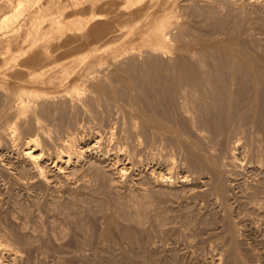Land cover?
<instances>
[{
  "label": "rangeland",
  "instance_id": "1",
  "mask_svg": "<svg viewBox=\"0 0 264 264\" xmlns=\"http://www.w3.org/2000/svg\"><path fill=\"white\" fill-rule=\"evenodd\" d=\"M19 1L0 0V19ZM136 1L30 0L12 28L0 31V65L8 66L11 54L26 55L7 69L25 79L0 75L3 85L15 91L45 88L27 80L28 74L54 60L66 63L61 72L69 75L63 84L62 74L49 72L53 82L45 85L53 97L38 106L48 107L41 122L49 131L40 136V147L48 154L49 181L35 177L23 158L28 139L36 136L31 115L21 118L12 110L7 116L5 124L20 127L15 140L9 135L12 125L0 127V235L19 253L13 260L0 250V264H264V0H144L140 7ZM102 11L107 15L94 16ZM172 12L166 36L174 39L167 53L152 52L145 43L155 42L159 23ZM56 20L63 30L54 27ZM45 51L52 56L45 58ZM156 67L158 80L164 78L163 91ZM201 69L226 85L232 96L224 92L228 103L243 108L234 104V115L243 111L237 113L241 121L235 115L227 127L233 130L219 132L220 138L192 123L197 113L187 99L191 88L177 73L189 70L201 78ZM105 81L121 96L109 93ZM164 84L170 101L163 97ZM180 87L190 88L189 94ZM134 95L136 106L130 100ZM156 98L161 103L152 107ZM141 101L153 110L144 109ZM207 113L198 117L213 120ZM149 117L157 124H150ZM144 126L149 127L145 133ZM69 140L84 146V157L65 161L62 173L56 154ZM203 152L222 170L223 190L217 191L212 171L196 166Z\"/></svg>",
  "mask_w": 264,
  "mask_h": 264
},
{
  "label": "bare ground",
  "instance_id": "2",
  "mask_svg": "<svg viewBox=\"0 0 264 264\" xmlns=\"http://www.w3.org/2000/svg\"><path fill=\"white\" fill-rule=\"evenodd\" d=\"M142 1H144V0H137L136 2H135V6L136 7H140V6H142ZM108 3V2H107ZM133 5V4H132ZM105 7V6H104ZM107 8V7H106ZM99 9V8H98ZM105 9V8H104ZM96 11V10H95ZM96 12H99V11H96ZM175 14V13H174ZM107 15V11H102L101 13H94V16L96 17H99L100 16V18H101V16L103 17V16H106ZM174 15H173V12L170 14V16H169V18H166V20H163V21H161L160 23H159V25H158V29H157V34H156V40H155V42L153 41V43H145V46H148V47H150L151 48V51L152 52H157V53H165L166 52V47H167V44H169V43H171L170 41H173L172 39H174V38H172L171 39V37L169 38V37H167L168 36V34H169V27H170V23H171V21H172V18H175V17H173ZM146 17V16H145ZM124 18V17H123ZM96 20H99V18H96ZM59 21H61V20H56V22H54V24H55V28H57V29H59V30H63L64 29V25L62 24V23H60ZM15 20L14 19H9L8 21H7V29H10V28H12V26H13V24H15ZM183 25V24H182ZM171 26H173V24L171 25ZM15 27V26H14ZM185 27V26H184ZM52 28V27H51ZM175 28V27H174ZM178 28V27H177ZM50 29V28H49ZM172 29H173V27H172ZM169 30V31H168ZM175 30V29H174ZM168 33V34H167ZM171 33V32H170ZM172 33H174V32H172ZM19 34V33H18ZM43 35H44V33H43ZM167 35V36H166ZM181 35V34H180ZM15 36V35H14ZM59 36V35H58ZM20 37V36H19ZM169 38V39H168ZM9 39V38H8ZM171 39V40H170ZM10 40V39H9ZM8 40V41H9ZM7 41V43H8V46H7V51H8V53L11 51V49H12V45H11V42L9 41L8 42ZM47 42H48V40H47ZM50 43V42H49ZM48 44V43H47ZM167 49H169V45H168V48ZM99 50V48L97 49L96 48V51L95 52H97ZM14 51V50H13ZM132 51V50H131ZM150 51V50H149ZM169 51V50H168ZM56 52V51H55ZM54 52V53H55ZM101 52V51H100ZM132 52H135V51H132ZM11 53H13V52H11ZM17 53V52H16ZM34 53V52H33ZM33 53H32V55H33ZM46 55H45V58L46 57H51L52 56V53L50 52V51H45L44 52ZM43 53V54H44ZM139 53V52H138ZM167 53V52H166ZM5 54V53H4ZM90 52L89 53H87V54H85V56H84V58L83 59H81L80 60V64H82L86 59H87V57H89L90 56ZM100 54V53H99ZM127 54V53H126ZM136 54V53H135ZM135 54H132V55H135ZM202 54V53H201ZM14 54H11L10 56H8L9 57V59H8V61H7V63H8V66L6 65V66H2V65H4V64H2V65H0V75H3V76H6V77H9L10 75H12L11 73H10V75L8 74V68H9V64H11L12 66L13 65H18V62L21 60V59H25V57H26V55H23V54H19V55H14ZM28 55V54H27ZM167 55V54H166ZM5 56V55H4ZM28 56H30V55H28ZM43 56V55H42ZM130 56V55H129ZM139 56V55H138ZM162 56H164V55H162ZM161 57V56H160ZM228 57V56H227ZM29 58V57H28ZM38 58V57H37ZM43 58H44V56H43ZM41 56H40V59L39 60H41V59H43ZM143 58V57H142ZM230 58V57H229ZM6 59V60H7ZM23 59V60H24ZM49 59V58H48ZM54 59H56V57L54 58ZM53 59V60H54ZM154 59H156V58H154ZM31 60H34V59H31ZM37 60V59H36ZM117 60V59H116ZM136 60V59H135ZM135 60H133V62L135 63ZM142 60V59H141ZM26 61H27V59H26ZM28 61H30V59L28 60ZM41 61H43V60H41ZM40 61V62H41ZM48 61V60H47ZM101 61V60H100ZM31 62V61H30ZM34 62H36L35 60H34ZM49 63H44V64H42V65H38L39 67H36L35 69H34V71H32L31 73H29L28 75L30 76V78L31 79H27V80H30V82H32L31 80L33 79V81H36L37 83H39V84H42V87H45V88H40V89H38V88H31V89H28V88H26V87H24V88H22V89H20V90H18V91H15V90H12V89H10L9 87H7V86H5V85H3V83H2V80L0 79V91H2L3 93H4V96H0V127L1 128H3V129H6V128H9V127H11V126H9V125H12V124H5V123H7V122H5L6 121V119H7V116H9L10 114H12V113H14V111H17V113H21L22 115H21V118H23V116H26V115H24V114H26V113H29L30 115H31V125H32V127L33 128H31V129H34V133L36 134V136H34L32 139L30 138V139H28V141H27V146H26V148L23 150V155H24V159H27V162L26 163H28V168H30V169H28L29 171H31L32 173H33V175L35 176V177H39V179H42V180H46V181H49V176L48 175H51L52 174V172L50 173V174H47L48 172L47 171H49L50 170V168H49V170H47L46 171V168H48V166H47V164H46V158H47V156H48V154H47V156H46V154L45 153H47L46 152V149L45 150H43L44 149V146H43V149L40 147V144H43V143H41V138H40V136L42 135V137H46L47 135L46 134H48L47 133V126L45 125V124H43L44 122H41V120H43L42 119V117L43 116H45L46 114H47V112H46V109L48 108H46L45 109V107H43V108H39L38 106L40 105L39 104V102L40 101H43V100H46L47 99V101H48V99H50L51 97H53L51 94H52V92L51 91H49V90H47V87H46V85L45 84H52V79L51 78H53V76L51 77L50 75H52V74H54V73H58V74H62V72H64V70H61L62 68H63V66H65V64L66 63H56V61L54 60V61H48ZM130 62V61H129ZM37 63H39V61L37 62ZM37 63H34V64H37ZM56 63V64H55ZM122 63V62H121ZM227 63V62H226ZM229 63V62H228ZM233 63V62H232ZM101 64V63H100ZM136 64H137V62H136ZM179 64V63H178ZM177 64V65H178ZM25 65V64H24ZM138 65V64H137ZM166 65V64H165ZM182 65V64H181ZM35 66V65H34ZM140 66V65H139ZM143 66V65H142ZM141 66V67H142ZM175 66V65H174ZM30 67V66H29ZM66 68H67V66H65ZM144 67V66H143ZM142 67V68H143ZM164 67V66H163ZM176 67V66H175ZM178 67H180V66H178ZM223 67V66H222ZM22 68V67H21ZM24 68H26L25 66H24ZM117 68V67H116ZM155 68V67H154ZM159 68V67H158ZM161 68V67H160ZM184 68V67H183ZM202 68V67H201ZM13 69V68H12ZM31 69V68H30ZM30 69H27V70H30ZM65 69V68H64ZM130 69V68H129ZM133 69V68H132ZM178 69V68H177ZM176 69V70H177ZM186 69V68H185ZM26 70V69H25ZM56 71V72H54V71ZM157 67H156V69H155V72H157ZM165 70V69H164ZM168 70V69H167ZM184 70V69H183ZM202 70V69H201ZM200 70V71H201ZM221 70V69H220ZM223 70H225L224 72H223V74L226 72V69H222V71ZM231 70V69H230ZM237 70V69H236ZM20 71V70H19ZM31 71V70H30ZM51 71H53V73L51 72ZM62 71V72H61ZM67 71V70H66ZM154 71V70H153ZM204 71V72H203ZM222 71L220 72V73H222ZM232 71V70H231ZM238 71V70H237ZM14 72V71H13ZM22 72V71H21ZM20 72V73H21ZM49 72L51 73L50 75H49ZM73 72V71H72ZM100 72V71H99ZM148 72V71H147ZM174 72V71H173ZM176 72V71H175ZM174 72V73H175ZM182 72V73H181ZM180 73L179 72H177L178 73V77H181L180 79H182V77H183V79H184V81L186 82V84L191 88H189L190 89V94H189V89L188 90H186V89H184L183 87V89L180 87V88H178V89H182L183 90V92L186 90L188 93H185L186 95L187 94H189V98H187L188 100H189V102H190V104H192V106H194L195 107V112L197 113L196 114V116H193L192 117V119H193V122L192 123H196V124H200V126H201V128L200 129H202V125H203V129H204V127H206L205 128V130L207 129V127H208V129H209V131H210V129H212L213 131L212 132H218V135L220 134H222V133H219V132H222V131H227L228 130V132H230V130L232 129V128H230V129H228L227 127H229L230 125V123H231V121H233L234 119H236L234 116L235 115H237V113L239 112L238 110H243V108L241 109V107L239 108L238 107V105H236V103L234 102V104L237 106V108H239L238 110H237V108H236V110L238 111L235 115H234V104H232V103H228L227 101V99L228 98H226L227 97V95L230 93H227L226 91H228L227 89H226V85H225V88H223V86L221 85L220 86V84H218L217 83V81L216 82H214V81H212L210 78H208V74H207V71H206V73H205V70L203 69L202 70V75H201V78H196L193 74H192V72L191 71H189V70H186V71H181ZM209 72V71H208ZM241 72V71H240ZM243 72L244 71H242V74H243ZM160 72L158 71L157 73H155V76L157 77L158 76V74H159ZM217 73V72H216ZM239 73V72H238ZM157 74V75H156ZM162 74V73H161ZM181 74V76H179ZM207 74V75H206ZM210 74V73H209ZM222 74V75H223ZM242 74H241V76H242ZM247 74H249V73H246V74H244V75H247ZM14 75L16 76L17 74L16 73H14ZM14 75H12V76H14ZM19 75V74H18ZM24 75V74H23ZM49 75V76H48ZM57 75V74H56ZM63 75V77H62V83L63 84H67L66 82L67 81H69L68 80V78H69V75H68V72H67V75H66V73H63L62 74ZM98 75V74H97ZM165 75V74H164ZM167 75V74H166ZM227 75V74H226ZM234 75V74H233ZM14 76V77H15ZM145 76V75H144ZM228 76H230V75H228ZM237 76V75H236ZM13 77V78H14ZM17 77L20 79V78H22L21 76H16V79H17ZM61 77H55L54 76V78H61ZM97 77V76H96ZM105 77V76H104ZM104 77H102V78H104ZM243 77V76H242ZM241 77V78H242ZM262 77V76H261ZM145 78V77H144ZM161 78V77H160ZM163 78V77H162ZM161 78V80L160 81H162V83H159L160 81L158 80L159 79V76L157 77V80L159 81L158 82V85L157 86H159V84H161V87L162 88H160V89H162V91L163 90H165V88L163 89V86H162V84L164 83V78L162 79ZM167 78V77H166ZM23 79H25L24 77H23ZM91 79V78H90ZM100 79V78H99ZM226 79V78H225ZM237 79V78H236ZM243 79V78H242ZM245 79V78H244ZM250 79H251V76H250ZM53 80H56V79H53ZM166 80V79H165ZM101 81V80H100ZM167 81V80H166ZM165 81V82H166ZM169 81V80H168ZM167 81V82H168ZM172 81V80H171ZM174 81V80H173ZM237 81V80H236ZM242 81H244V80H242ZM246 81V80H245ZM248 81V80H247ZM246 81V82H247ZM251 81V80H250ZM249 81V82H250ZM29 82V81H28ZM94 82V81H93ZM234 82V81H233ZM245 82V83H246ZM253 82L254 83H258V80H257V78L255 77L254 79H253ZM252 82V83H253ZM115 83V82H114ZM172 83V82H171ZM243 83V82H242ZM254 83H253V85H254ZM263 83V82H262ZM98 84H101V82L100 83H98ZM102 84H103V80H102ZM101 84V85H102ZM112 84V83H111ZM167 84H169V83H167ZM166 84V85H167ZM185 84V83H184ZM228 84V83H227ZM232 84V83H231ZM247 84V83H246ZM250 84H251V82H250ZM118 85V84H117ZM144 85V84H143ZM165 85V84H164ZM166 85H165V87H166ZM228 85H230V83L228 84ZM249 85V84H248ZM262 85V84H261ZM260 85V86H261ZM103 86V85H102ZM168 86V85H167ZM239 86V85H238ZM257 86V85H256ZM104 87L106 88V89H108L109 90V93H111L112 95H114V96H118V94L120 95V92H119V90H117L116 88H113V86H111V85H109V84H106V81H105V83H104ZM160 87V86H159ZM169 87H171L170 85H169ZM179 87V86H178ZM185 87V86H184ZM228 87V86H227ZM255 87V86H254ZM259 87V86H258ZM123 88V87H122ZM175 88V87H174ZM185 88H188V87H185ZM230 88V87H229ZM228 88V89H229ZM232 88V87H231ZM262 88V87H261ZM81 89L82 88H75V92L77 93V94H79L80 92H81ZM94 89V88H93ZM177 89V90H178ZM224 89V90H223ZM225 89H226V91H225ZM170 90V89H169ZM168 90V91H169ZM182 90H181V92H182ZM233 89H231V91H232ZM251 90V89H250ZM258 90V89H257ZM167 87H166V91H164V93H166V97L165 96H163L164 98H168L167 99V101L171 98H169L168 97V94H167ZM175 92L176 90H174L173 88H172V92ZM258 91H260V90H258ZM100 92V91H99ZM108 92V91H107ZM126 92V91H125ZM177 92V91H176ZM227 94H225V93ZM3 93H1V95L3 94ZM158 95H159V93L158 92H156ZM171 92H169V94H170ZM178 93V92H177ZM232 93V92H231ZM90 94V93H89ZM94 94V93H93ZM141 94H143V93H141ZM156 94V95H157ZM183 94V93H182ZM238 94V93H237ZM125 95V94H124ZM171 95V94H170ZM175 95V94H174ZM184 95V94H183ZM186 95H184V96H186ZM230 96H231V94H229ZM239 95V94H238ZM70 96V95H69ZM72 96V95H71ZM74 96H76V95H74ZM73 96V97H74ZM79 96V95H78ZM121 96V95H120ZM123 96V95H122ZM135 96V95H134ZM134 96H131V98H130V100H131V102L133 103V105H135L136 106V104L138 103L137 101H138V98L136 97H134ZM139 97H140V95H138ZM176 96V95H175ZM229 96V97H230ZM242 96V95H241ZM65 97V96H64ZM80 97V96H79ZM87 97V96H86ZM160 97H162L161 96V94H160ZM182 97V96H181ZM233 97H234V94H233ZM238 97V96H237ZM239 97H240V95H239ZM68 98V97H67ZM76 98V97H75ZM81 98H83V97H81ZM141 99H143V97H140ZM139 98V99H140ZM153 98H155L154 96H153ZM152 98V99H153ZM158 98V97H157ZM156 98V99H157ZM164 98H163V100H164ZM174 98V97H173ZM172 98V100L171 101H173L174 99H177V97L176 98H174L173 99ZM231 99H232V96L230 97ZM71 99V98H70ZM128 99V98H127ZM146 99V98H145ZM151 99V100H152ZM155 99V100H156ZM73 100V99H72ZM80 100V99H79ZM150 100V101H151ZM180 100V99H179ZM183 101H188V100H184V98L182 99ZM237 101L235 98L232 100V101ZM69 101V100H68ZM71 101V100H70ZM112 101V100H111ZM147 102H148V99L146 100ZM146 101H144V103H145V105H144V109H146V110H153V109H151L154 105H156V103H157V101H159L158 99L156 100V102H155V104H153L152 105V107L151 108H149V106H148V103L146 104ZM153 101V100H152ZM170 101V100H169ZM244 101V100H243ZM245 101H246V103H247V101H248V99L246 100V98H245ZM79 102V101H78ZM122 102V101H121ZM130 102V103H131ZM160 103H161V101H159ZM174 102H175V100H174ZM242 102V101H241ZM44 103V102H43ZM42 103V104H43ZM56 103V102H55ZM65 103V102H64ZM70 103V102H69ZM88 103V102H87ZM107 103V102H106ZM131 103V104H132ZM136 103V104H135ZM140 103H143L142 101L140 102ZM143 103V104H144ZM153 103V102H152ZM159 103V104H160ZM178 103V100H177V102H176V104ZM186 103V102H185ZM251 103V102H250ZM249 103V104H250ZM127 104H129V103H127ZM150 104V103H149ZM180 104H182V103H180ZM184 104V103H183ZM182 104V105H183ZM240 104H242V103H240ZM255 104V103H254ZM53 105V104H52ZM92 105H93V103H92ZM108 105V104H107ZM113 105V104H112ZM120 105V104H119ZM172 105H174V104H172ZM186 105V104H185ZM243 105H244V103H243ZM251 105H253L252 103H251ZM83 106V105H82ZM85 106V105H84ZM98 106V105H97ZM116 106V105H115ZM140 106V105H139ZM150 106H151V104H150ZM157 106H159L158 104H157ZM161 106V105H160ZM179 106V105H178ZM249 106V105H248ZM255 106V105H254ZM71 107V106H70ZM74 107V106H73ZM114 107V106H113ZM131 107V106H130ZM146 107V108H145ZM182 106H180V108H181ZM244 107V106H243ZM247 107V106H246ZM250 107H252V106H250ZM92 108V107H91ZM134 108V107H133ZM141 108V107H140ZM147 108H149V109H147ZM183 108V110L185 109V107H182ZM248 108V107H247ZM253 108V107H252ZM117 109V108H116ZM156 109V108H155ZM157 109H158V111H159V107H157ZM161 109H164V108H162V107H160V111H162ZM177 109V108H176ZM261 109V108H260ZM12 110H13V112H12ZM106 110V109H105ZM108 110V109H107ZM174 110V109H173ZM183 110H181V111H183ZM255 110V109H254ZM104 111V110H103ZM102 111V112H103ZM155 111V110H154ZM176 111V110H175ZM186 111V110H185ZM184 111V112H185ZM190 111H191V108H190ZM249 111V110H248ZM12 112V113H11ZM101 112V113H102ZM106 112V111H105ZM109 112V111H108ZM107 112V113H108ZM114 112V111H113ZM153 112V111H152ZM151 112V113H152ZM163 112V111H162ZM166 112V111H165ZM164 112V113H165ZM187 112V111H186ZM203 112H208L207 114L209 115V116H211L212 115V117L211 118H213V120L211 119L210 121H212L211 122V126L209 125L210 123V121H208V122H206V121H204L203 119L201 120L200 118H202V117H198L199 116V114H203ZM241 112H243V111H240L239 113L242 115V113ZM123 113V112H122ZM183 113V112H182ZM189 113V112H188ZM252 113V112H251ZM49 114V113H48ZM100 114V113H99ZM113 114V113H112ZM161 112L159 113V115H160V117H161ZM186 115H187V113H185ZM184 114V115H185ZM249 114H250V112H249ZM13 115V114H12ZM15 115V114H14ZM143 115V114H142ZM191 115V114H190ZM244 115V114H243ZM16 116V115H15ZM28 116V115H27ZM26 116V118H28ZM50 116H51V114H50ZM53 116V115H52ZM151 116V115H150ZM238 116V118L237 119H239V115H237ZM236 116V117H237ZM14 117V116H13ZM105 117V116H104ZM111 117V116H110ZM133 117V116H132ZM152 117V116H151ZM151 117H149L148 118V122H150V124L152 123V124H157V121H156V119H154V118H151ZM167 117V116H166ZM172 117V116H171ZM175 117V116H174ZM253 117V116H252ZM12 118V117H11ZM20 118V119H21ZM25 118V117H24ZM179 118V117H178ZM189 118V117H188ZM242 118L244 119V116H242ZM10 119V118H9ZM17 119V118H16ZM52 119H54V118H52ZM117 119V118H116ZM132 119V118H131ZM142 119V118H141ZM180 119V118H179ZM242 119V120H243ZM8 120V119H7ZM14 120V119H13ZM120 120V119H119ZM123 120V119H122ZM127 120V119H126ZM165 120V119H164ZM168 120V119H167ZM172 120H173V118H172ZM17 121V120H16ZM18 121H20V120H18ZM52 121H54V120H52ZM100 121V120H99ZM103 121V120H102ZM115 121H117V120H115ZM142 121V120H141ZM188 121V120H187ZM239 121H241L240 119H239ZM147 122V123H148ZM23 123V122H22ZM21 123V124H22ZM56 123V122H55ZM54 123V124H55ZM116 123V122H115ZM133 123V122H132ZM168 123V122H167ZM172 123V122H171ZM174 123H176V122H174ZM209 123V124H208ZM233 123V122H232ZM236 123V122H235ZM241 123V122H240ZM252 123V122H251ZM16 124V123H15ZM114 124V123H113ZM121 124V123H120ZM145 124H146V122H145ZM190 125H192V124H190ZM7 126H9V127H7ZM139 126V125H138ZM233 126H235V124H233ZM236 126H237V124H236ZM238 126H239V123H238ZM64 127V126H63ZM126 127V126H125ZM124 127V128H125ZM140 127V126H139ZM192 127H194V125H192ZM196 127V126H195ZM20 128V127H19ZM19 128H17V125L16 126H14V125H12V128L10 129V132H9V135H11V137H12V140L14 139L15 140V138H17L16 137V133L19 131ZM29 128V127H28ZM29 128V129H30ZM65 128V127H64ZM102 128V127H101ZM108 128V127H107ZM110 128V127H109ZM129 128V127H128ZM149 128V127H148ZM148 128H147V126H144V127H142V132H147L146 130H148ZM184 128V127H183ZM187 128V127H186ZM185 128V129H186ZM226 128H227V130H226ZM234 128V127H233ZM16 129H18L17 131H16ZM28 129V130H29ZM50 129H51V126H50ZM105 129V128H104ZM112 129H113V127H112ZM163 129V128H162ZM202 129V130H203ZM248 129V128H247ZM101 131H102V129H100ZM121 130V129H120ZM233 130V129H232ZM7 131V133H8V131H9V129L8 130H6ZM5 131V132H6ZM31 131V130H30ZM49 131V130H48ZM185 131V130H184ZM207 131V130H206ZM211 132V131H210ZM228 132H225V133H227L226 135H228ZM121 133H123L122 131H121ZM149 133V132H148ZM147 133V134H148ZM151 133V132H150ZM155 133V132H154ZM162 133V132H161ZM181 133V132H180ZM188 133V132H187ZM185 134V133H184ZM261 134V133H260ZM24 135V134H23ZM34 135V134H33ZM117 135V134H116ZM201 135V134H200ZM213 135H215L217 138H220V135L219 136H217L215 133H213ZM248 135V134H247ZM52 136V135H51ZM55 136V135H54ZM66 136V135H65ZM154 136V135H153ZM185 136V135H184ZM224 136V135H223ZM229 136V135H228ZM26 137V136H25ZM156 137V136H155ZM76 138V137H75ZM7 139V138H6ZM10 139V138H9ZM21 139V138H20ZM148 139V138H147ZM4 140V139H3ZM23 140V139H22ZM25 140V139H24ZM47 140V139H46ZM83 141V140H82ZM112 141V140H111ZM125 141V140H124ZM216 141V140H215ZM23 142H25V141H23ZM53 142V141H52ZM188 142V141H187ZM204 142V141H203ZM83 143H84V141H83ZM142 143V142H141ZM150 143V142H149ZM166 143V142H165ZM183 143V142H182ZM206 143V142H205ZM211 143V142H210ZM213 143H215V142H213ZM23 144H25V143H23ZM48 144V143H47ZM52 144V143H51ZM78 144V143H77ZM76 143H75V141H73V140H69V142L65 145L66 147L64 148V150H60L59 152H57V160H59L58 162L59 163H57L58 164V166H56L58 169H59V172H62V169H64V167L65 168H67L64 164H66L68 161L70 162V161H72L73 159H75V161L77 160V159H81L82 157H84V156H82L81 157V155H83V153H84V151L83 150H81V149H83L84 148V146H83V148H77L76 147V145H77ZM81 144V143H80ZM222 144V143H221ZM50 145V144H49ZM94 145V144H93ZM92 145V146H93ZM154 145V144H153ZM252 145V144H251ZM19 146V145H18ZM22 146V145H21ZM52 146V145H51ZM50 146V147H51ZM80 146V145H79ZM100 146V145H99ZM209 146V145H208ZM217 146V145H216ZM49 147V146H48ZM53 147V146H52ZM86 147H87V145H86ZM124 147V146H123ZM195 147V146H194ZM88 148V147H87ZM96 148V147H95ZM222 148V147H221ZM52 149V148H51ZM124 149V148H123ZM211 149V148H210ZM232 149V148H231ZM250 149H251V147H250ZM18 150V149H17ZM248 150V149H247ZM45 151V152H44ZM156 151V150H155ZM234 151V150H233ZM192 152V151H191ZM206 152V151H205ZM101 153V152H100ZM192 153H194V152H192ZM217 154V153H216ZM85 155V154H84ZM233 155H234V153H233ZM199 156V155H198ZM217 156V155H216ZM260 156V155H259ZM81 157V158H80ZM117 157V156H116ZM233 157V156H232ZM90 158V157H89ZM222 158V157H221ZM234 158H236L235 157V155H234ZM190 159V158H189ZM218 159V158H217ZM220 159V158H219ZM68 160V161H67ZM237 160H239V159H237ZM65 161H67V162H65ZM191 161V160H190ZM196 161V166H198L199 168H201L202 170L204 169H208V170H210V171H212L213 172V175H214V177H216L217 178V180L219 181V188L217 187V191H218V189L219 190H223V182H221L222 181V170L218 167V165L216 164V162H215V160H214V158H212V156H210V155H207V154H204V152L202 153V155H200V157H199V160L197 159V160H195ZM219 162V161H218ZM240 162H241V160H240ZM134 163V162H133ZM46 164V165H45ZM69 164V163H68ZM67 164V165H68ZM244 164V163H243ZM27 165V164H26ZM60 165V166H59ZM190 165V164H189ZM239 165V164H238ZM64 166V167H63ZM132 166V165H131ZM50 167V166H49ZM124 167V166H123ZM239 167V166H238ZM77 168V167H76ZM80 168V167H79ZM120 168V167H119ZM122 169V168H121ZM71 170V169H70ZM123 170V169H122ZM122 170H119V171H122ZM207 170V171H208ZM11 171V170H10ZM57 171L58 170H56V173H57ZM65 171V170H64ZM80 171V170H79ZM84 171V170H83ZM26 172V171H25ZM30 172V173H31ZM71 172V171H70ZM124 172V171H123ZM201 172V171H200ZM4 173V172H3ZM12 173V172H11ZM21 173V172H20ZM53 173H54V171H53ZM63 173V172H62ZM55 174V173H54ZM65 174V173H64ZM93 174V173H92ZM119 175L121 174V173H118ZM170 174V173H169ZM11 175V174H10ZM68 175V174H67ZM13 176V175H12ZM31 176V175H30ZM53 176V175H52ZM55 176V175H54ZM85 176V175H84ZM88 176V175H87ZM169 176V175H168ZM167 176V177H168ZM172 176V175H171ZM57 177H58V174H57ZM56 177V178H57ZM64 177H65V175H64ZM63 177V178H64ZM94 177V176H93ZM97 177V176H96ZM95 177V178H96ZM102 177V176H101ZM119 177V176H118ZM124 177V176H123ZM139 177V176H138ZM141 177V176H140ZM205 177V176H204ZM16 178V177H15ZM55 178V179H56ZM59 179H62V177L61 176H59L58 177ZM67 178V177H66ZM165 178V177H164ZM24 179V178H23ZM36 179V178H35ZM48 179V180H47ZM98 179V178H97ZM155 180V179H154ZM160 180V179H159ZM216 180V181H217ZM45 181V182H46ZM217 181V182H218ZM37 183V182H36ZM161 183V182H160ZM162 184V183H161ZM223 184V185H222ZM126 188V187H125ZM143 188V187H142ZM89 189V188H88ZM215 190V189H214ZM225 190V189H224ZM221 193V192H220ZM140 194V193H139ZM147 194V193H146ZM222 194H224V193H222ZM227 194V193H226ZM222 196H224V195H222ZM134 199V198H133ZM146 199V198H145ZM1 202V201H0ZM136 203V202H135ZM140 203V202H139ZM141 204V203H140ZM144 204V203H143ZM138 205V204H137ZM146 205V204H145ZM135 206V205H134ZM143 206V205H142ZM144 207V206H143ZM144 211H145V209H144ZM134 212V211H133ZM147 213V212H146ZM141 214V213H140ZM139 213H138V217L136 218L137 219V221H139L140 223L143 221V217H142V215H140ZM8 238V237H7ZM6 241L7 240H5V238L3 237V235H0V250L1 251H3L4 253H7L8 254V256L9 257H11L13 260L15 259H17L18 257H19V253L18 252H16L14 249H12L9 245H7V243H6ZM15 248V247H14ZM231 250V249H230ZM229 251V250H228ZM232 252H233V249H232ZM5 255V254H4ZM231 258V257H230ZM11 259V260H12ZM223 260V259H222ZM108 261V260H107ZM126 261V260H125ZM1 262V261H0ZM155 262V261H154ZM129 263V262H128ZM127 263V264H128ZM135 263V262H134Z\"/></svg>",
  "mask_w": 264,
  "mask_h": 264
},
{
  "label": "crops",
  "instance_id": "3",
  "mask_svg": "<svg viewBox=\"0 0 264 264\" xmlns=\"http://www.w3.org/2000/svg\"><path fill=\"white\" fill-rule=\"evenodd\" d=\"M29 2L30 0H20L18 6H16V9L12 13H5L0 19V31L7 29V21L9 19H14L15 21H17L20 15H22L23 12L27 10L26 8Z\"/></svg>",
  "mask_w": 264,
  "mask_h": 264
}]
</instances>
